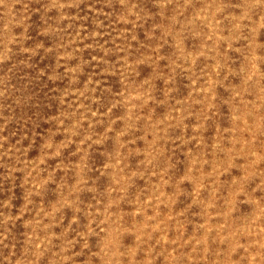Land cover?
<instances>
[{
    "label": "rangeland",
    "instance_id": "obj_1",
    "mask_svg": "<svg viewBox=\"0 0 264 264\" xmlns=\"http://www.w3.org/2000/svg\"><path fill=\"white\" fill-rule=\"evenodd\" d=\"M0 264H264V0H0Z\"/></svg>",
    "mask_w": 264,
    "mask_h": 264
}]
</instances>
